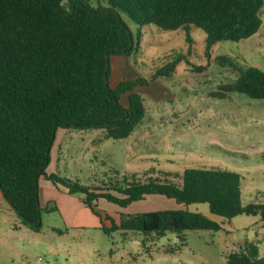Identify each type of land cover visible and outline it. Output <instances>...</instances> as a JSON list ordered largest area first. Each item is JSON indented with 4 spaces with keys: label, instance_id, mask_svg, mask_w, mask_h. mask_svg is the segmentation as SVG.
<instances>
[{
    "label": "trees",
    "instance_id": "obj_1",
    "mask_svg": "<svg viewBox=\"0 0 264 264\" xmlns=\"http://www.w3.org/2000/svg\"><path fill=\"white\" fill-rule=\"evenodd\" d=\"M63 1L0 0V188L22 224L36 232L42 228V176L71 194L85 195V205L101 217L107 234L119 229L148 239L168 232L220 231L218 222L188 210L199 203L225 220L244 214L264 221V203L243 204L242 178L231 170L186 169L182 177L163 174L144 180L134 175L125 187L116 188H92L46 173L58 129H100L106 139L124 140L141 123L146 104L135 89L149 86L147 78L109 83L110 58L134 50L126 17L140 27L184 28L187 33L193 25L207 34L211 46L255 35L264 23V0H105L97 6L68 0V8ZM234 68L239 77L215 96L236 92L264 100V72L255 66ZM154 195L181 208L133 214L120 223L106 216L107 227L94 203L106 200L125 209ZM227 264H264V256L248 242L228 254Z\"/></svg>",
    "mask_w": 264,
    "mask_h": 264
},
{
    "label": "rangeland",
    "instance_id": "obj_2",
    "mask_svg": "<svg viewBox=\"0 0 264 264\" xmlns=\"http://www.w3.org/2000/svg\"><path fill=\"white\" fill-rule=\"evenodd\" d=\"M88 1L105 5V0ZM62 4L68 8V0ZM260 14L264 22V6ZM125 21L133 32L134 50L130 56L110 58L109 83L147 78L149 86L135 89L145 99V115L124 140L106 139L100 129H58L64 133L62 138L56 135L50 152L51 173L92 188H116L125 187L134 175L144 180L163 174L182 177L186 169L231 170L242 178V203H264V100L236 92L215 96L239 77L234 67L255 66L264 72V23L248 39L208 46L207 34L193 25L187 33L184 28L140 27L128 17ZM223 57L226 63L217 62ZM77 196L84 202L85 195ZM94 203L107 227L106 216L120 223L133 214L181 208L162 195L125 209L106 200ZM88 210L94 215L91 223L66 228L53 204L46 205L41 230L26 226L17 234L11 264H227L228 254L248 242L258 245L264 256V221L254 215L225 220L213 215L207 203L192 204L189 211L208 216L221 230L145 239L119 229L105 233L101 217Z\"/></svg>",
    "mask_w": 264,
    "mask_h": 264
},
{
    "label": "crops",
    "instance_id": "obj_3",
    "mask_svg": "<svg viewBox=\"0 0 264 264\" xmlns=\"http://www.w3.org/2000/svg\"><path fill=\"white\" fill-rule=\"evenodd\" d=\"M58 131L56 135L62 138L64 132ZM103 137H105L104 132ZM55 145L54 143L52 150L55 149ZM51 165L52 160L47 167V174L52 172L50 170ZM39 185L41 207L44 209L46 205L53 204V213L56 212L60 215V220L66 228H76V226L81 227L82 225V227H86L85 222L91 223L93 221L94 215L76 194L69 193L63 186L53 185L44 177L40 178ZM2 193L0 188V264H11L15 260L17 234L26 229L23 228L26 226L22 224L19 215L8 204ZM7 219L10 220V224H7Z\"/></svg>",
    "mask_w": 264,
    "mask_h": 264
}]
</instances>
